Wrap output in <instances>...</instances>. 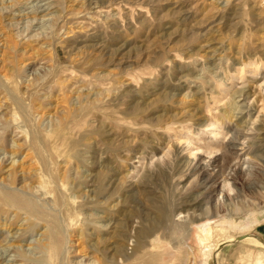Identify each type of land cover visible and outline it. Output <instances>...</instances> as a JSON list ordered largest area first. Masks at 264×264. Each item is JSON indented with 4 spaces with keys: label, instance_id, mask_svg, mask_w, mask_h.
Returning <instances> with one entry per match:
<instances>
[{
    "label": "rangeland",
    "instance_id": "1",
    "mask_svg": "<svg viewBox=\"0 0 264 264\" xmlns=\"http://www.w3.org/2000/svg\"><path fill=\"white\" fill-rule=\"evenodd\" d=\"M256 142L264 0H0V194L26 204L0 201V264H205L191 196L229 240L207 264H253Z\"/></svg>",
    "mask_w": 264,
    "mask_h": 264
},
{
    "label": "bare ground",
    "instance_id": "2",
    "mask_svg": "<svg viewBox=\"0 0 264 264\" xmlns=\"http://www.w3.org/2000/svg\"><path fill=\"white\" fill-rule=\"evenodd\" d=\"M237 93H241V92H237ZM239 105V104H238ZM244 108V107H243ZM238 109V107L235 105V103L231 106L230 105V107H229V109H228V111H227V113H228V119H229V122H231L232 121V119L234 118V117H236V115H235V111ZM240 109V108H239ZM238 109V110H239ZM241 110V109H240ZM244 110V109H243ZM243 110H241V111H243ZM241 123H242V121H240V122H238L237 124H236V127L237 128H241ZM261 140V139H260ZM258 143L256 142V143H254L253 145L256 147V149L253 151V155H252V157L253 158H256V159H258V160H260V161H263L264 162V158L262 157V155H261V150L258 148L259 147V145H257ZM42 147V146H41ZM262 153H263V151H262ZM264 156V155H263ZM221 160H223V162H224V164H225V162H227L228 161V158H226V154H223V156H222V158H221ZM220 160V158H216L215 160H214V162H213V164H215V166H219L220 164H223V162ZM192 164V162H191V160H189V163H188V167L190 166ZM208 166V165H207ZM207 168L208 167H204L202 164H200V163H196L195 165H194V167H193V169L191 170V172H190V174L191 175H194V174H198V176H200L202 179L201 180H203V183L204 184H211V182L213 181V177H212V175L211 174H207ZM160 174L161 173H163V171L162 170H160V172H159ZM187 175V174H186ZM164 176V175H163ZM158 177V176H157ZM188 177H190V176H188ZM199 177V178H200ZM261 189H263V187L261 188ZM1 195V198H0V201L1 202H3V204H5L6 206H11L12 208H13V206L14 207H16L17 209H20V210H24L25 208H26V204H25V202L21 199V198H18V197H14L13 196V194H3V193H1L0 194ZM205 195V194H204ZM200 197V196H199ZM199 197H196V196H191L190 198H188V203H187V201L186 202H184V203H186L188 206H190V209L192 208L193 209V215L192 216H190V222H193V221H195V220H197L198 219V217L199 216H201L202 218H209V217H211L210 218V220L207 222V224L206 225H204V226H198L197 225V230H198V234H197V241H198V244H199V246L202 248V253H203V255H204V257H205V264H207V259L209 258V253H210V251L212 250V248L213 247H215L217 244L218 245H220V244H222V243H225V242H228L229 240L227 239V238H223L224 236V229L222 228V229H220V228H216L215 230H213V228L211 227V223H212V221H213V219H212V216L214 215V213H211V212H213V211H210L209 212V210L207 209L208 208V205H206V209L204 210L203 209V207L205 206H203V204H202V202L201 201H199V199L201 198H199ZM203 197V196H202ZM97 198V197H96ZM97 201V200H96ZM180 204V203H179ZM182 204V203H181ZM166 205V204H165ZM213 206L214 207H216L217 208V205H215V204H213ZM159 207V209H160V211H161V218H162V221H166V222H168L169 220H170V217H171V212L165 207V206H162V204L160 205V206H158ZM10 208V207H9ZM178 208V207H177ZM182 208V207H181ZM199 208V210H200V213H198V215L196 214V212H198V211H196V209H198ZM209 208H210V206H209ZM180 209V208H179ZM187 209V208H186ZM172 211V210H171ZM173 212V211H172ZM175 213V212H174ZM216 215V214H215ZM158 217V216H157ZM161 221V222H162ZM99 223V222H98ZM155 224H156V221L154 222ZM163 224V223H162ZM153 225V224H152ZM164 225H165V223H164ZM143 226V225H142ZM168 226V225H167ZM172 226V225H171ZM103 227H105V226H100V228H103ZM155 227V226H154ZM161 227V226H160ZM169 227H170V225H169ZM99 228V229H100ZM164 228V227H163ZM166 228H168V227H166ZM97 229V228H96ZM116 229V228H115ZM120 229V228H119ZM164 231V230H163ZM170 231V230H169ZM148 230H147V228H145V226L142 228V231L140 232V233H138L139 234V236H137V238L139 237L140 238V236H146V235H148ZM10 235V234H9ZM141 237V238H142ZM143 237V238H144ZM245 238H239L238 240H236V242H240V241H242V240H247V242L249 241L250 243H252V242H254L253 244H256L258 247H260V248H264V241H262V240H260V238H258L256 235H253V234H250V233H248V234H246L245 236H244ZM98 238V237H97ZM99 238H101V237H99ZM98 238V242H96L97 243V245L100 243V242H102V241H104L103 239H99ZM116 238V237H115ZM139 238H138V240H139ZM140 238V239H141ZM67 239V238H66ZM41 240H42V238H41ZM123 241V240H122ZM136 241H137V239H136ZM235 243V242H234ZM123 244V243H122ZM225 244H228V243H225ZM225 244H223L222 246H224ZM140 246V245H139ZM137 247H138V245H137ZM95 252L96 253H98L99 252V250H98V248H97V246H95ZM135 248V247H134ZM116 256L117 257H115V261H117V258L118 257H122L123 259H125V260H128V258H130V257H128L127 256V258H126V254L124 253V252H121V251H118V250H116ZM95 259V261H97L98 263L97 264H101L102 263V260H100L99 261V258H97V257H95L94 258ZM122 259V260H123ZM134 259V258H133ZM132 259V260H133ZM105 260L108 262V260L105 258ZM110 260V259H109ZM104 261V260H103ZM124 261V260H123ZM253 264H264V252L263 251H261V250H257V255H256V257H255V259H254V263Z\"/></svg>",
    "mask_w": 264,
    "mask_h": 264
}]
</instances>
